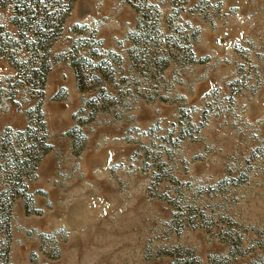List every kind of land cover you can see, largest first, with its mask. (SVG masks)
<instances>
[{"label": "rangeland", "instance_id": "1", "mask_svg": "<svg viewBox=\"0 0 264 264\" xmlns=\"http://www.w3.org/2000/svg\"><path fill=\"white\" fill-rule=\"evenodd\" d=\"M0 264H264V0H0Z\"/></svg>", "mask_w": 264, "mask_h": 264}]
</instances>
